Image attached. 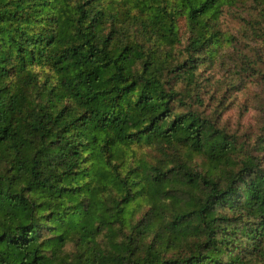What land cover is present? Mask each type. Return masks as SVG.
I'll list each match as a JSON object with an SVG mask.
<instances>
[{
  "label": "trees",
  "instance_id": "trees-1",
  "mask_svg": "<svg viewBox=\"0 0 264 264\" xmlns=\"http://www.w3.org/2000/svg\"><path fill=\"white\" fill-rule=\"evenodd\" d=\"M236 1L0 0V264H264L262 157L179 109Z\"/></svg>",
  "mask_w": 264,
  "mask_h": 264
},
{
  "label": "rangeland",
  "instance_id": "rangeland-1",
  "mask_svg": "<svg viewBox=\"0 0 264 264\" xmlns=\"http://www.w3.org/2000/svg\"><path fill=\"white\" fill-rule=\"evenodd\" d=\"M123 1L127 3L128 0ZM255 17H258L257 11L248 3L245 5L236 1L223 7L219 19L221 29L232 33L234 38L231 42H223L211 61L200 66L202 76L209 79L207 83L215 84L218 88L216 92L223 96L218 97L220 100L204 96L201 101L188 97L187 104L180 105L179 109L192 108L202 115H212L218 125L235 134L246 144L248 151L260 155L264 161V31L260 34L263 38L257 37L245 23L246 19L252 20ZM178 24L180 32L187 34L185 16L179 18ZM242 53L256 61L258 72L249 74L242 70ZM215 113H218L217 116ZM144 150L148 158L158 155L155 150ZM196 160L200 161L198 158Z\"/></svg>",
  "mask_w": 264,
  "mask_h": 264
}]
</instances>
